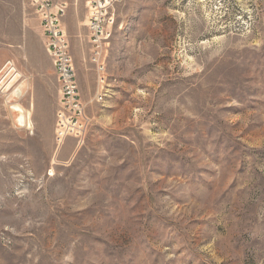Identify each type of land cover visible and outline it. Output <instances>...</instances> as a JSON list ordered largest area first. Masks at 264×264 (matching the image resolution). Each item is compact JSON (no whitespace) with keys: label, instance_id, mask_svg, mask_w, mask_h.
<instances>
[{"label":"rangeland","instance_id":"rangeland-1","mask_svg":"<svg viewBox=\"0 0 264 264\" xmlns=\"http://www.w3.org/2000/svg\"><path fill=\"white\" fill-rule=\"evenodd\" d=\"M67 2L72 135L37 11L0 0V264H264V0H121L102 72Z\"/></svg>","mask_w":264,"mask_h":264},{"label":"built area","instance_id":"built-area-1","mask_svg":"<svg viewBox=\"0 0 264 264\" xmlns=\"http://www.w3.org/2000/svg\"><path fill=\"white\" fill-rule=\"evenodd\" d=\"M121 0H87L89 29L93 52L92 61L102 72L105 68L104 42L115 21L116 6ZM40 19L45 36V46L53 59L59 84L61 114L58 125L64 134L80 132L84 124L85 109L80 93V84L71 52V44L63 25L67 13V0H27ZM84 130V129H83ZM82 131V130H81Z\"/></svg>","mask_w":264,"mask_h":264},{"label":"crops","instance_id":"crops-1","mask_svg":"<svg viewBox=\"0 0 264 264\" xmlns=\"http://www.w3.org/2000/svg\"><path fill=\"white\" fill-rule=\"evenodd\" d=\"M54 72L53 73H46V75L47 76L52 75V74L56 75V73H54ZM44 98H45V95L42 94L41 92L36 93V95H34V109L32 111V113H33L32 117H33V121L35 123H38L41 120L42 113L45 112V110H47V109L50 110L49 108H46L47 105L43 102ZM56 98H57L56 103L58 104L59 95H57Z\"/></svg>","mask_w":264,"mask_h":264},{"label":"bare ground","instance_id":"bare-ground-1","mask_svg":"<svg viewBox=\"0 0 264 264\" xmlns=\"http://www.w3.org/2000/svg\"><path fill=\"white\" fill-rule=\"evenodd\" d=\"M63 24H64V22H63ZM11 70V69H10ZM19 76V75H18ZM15 79V78H14ZM13 80V79H12ZM11 80V81H12ZM9 82L8 83V85H7V87L5 88L6 89V93H7V91L8 92H10L11 90H14V89H16L17 87H16V85L14 84V82ZM13 93L14 94H16V96H19L21 93H22V89H21V87H18L15 91H13ZM8 94V93H7ZM15 96V95H14ZM15 104V103H14ZM13 108L16 110V111H21L22 109H23V107H21V105H14L13 106ZM29 114H30V112L28 111L27 112V114H26V118H28L27 119V125L28 126H31V120L29 119Z\"/></svg>","mask_w":264,"mask_h":264}]
</instances>
